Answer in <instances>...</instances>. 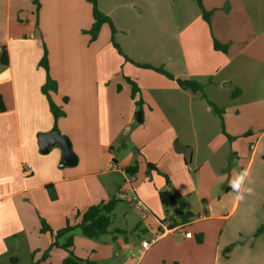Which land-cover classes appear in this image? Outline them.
<instances>
[{"label": "crops", "instance_id": "crops-1", "mask_svg": "<svg viewBox=\"0 0 264 264\" xmlns=\"http://www.w3.org/2000/svg\"><path fill=\"white\" fill-rule=\"evenodd\" d=\"M157 2L164 24L175 34V41L165 32L160 36L162 55L175 60L174 65H166L174 76L170 80L136 67L123 56L133 62L144 60L153 39V0H98L101 11L111 17L116 29L113 38L123 54L111 43L105 30L108 23L90 39L86 30L93 17L88 0H39L37 22L33 0H0V53L2 49L6 52L5 62L0 60V258L10 257V264L18 262L12 249H24L31 263L62 264L68 253L62 247H49L52 237L40 231V218L56 229L67 219L73 220L77 211L111 198L98 179L107 171L102 168L103 154L107 147L114 149L116 138L128 124L137 123L134 100L142 94L139 91L131 97L126 77L141 82L147 90L181 91L189 99L190 110L199 92L181 88L176 78L198 81L204 96L224 109L227 102L222 89L235 84L240 93L230 99L250 94L246 109L259 129L256 133L242 129L223 110L225 132L230 136L223 132L224 139H229L235 161L220 163L217 174L211 164L207 166L214 176L210 188L201 192V213L195 216L183 195L186 208L193 213L184 222L174 215L176 205L170 211L158 195L170 189L163 174L172 178L173 166L161 173L163 178L156 167L150 172L152 181H136L133 174L124 172L136 160V153L129 151L119 161L110 154L125 184L115 191L108 183L107 192H126L129 174L135 195L148 209L143 204L134 206L140 219L125 228L131 237L115 228L112 242L98 241L99 236L88 238L74 230V255L93 264H264V0H202L204 9L212 11L210 22L203 19L199 6L192 16L180 11L177 18L171 0ZM24 8L28 16L23 19ZM213 39L226 44L227 51L215 49ZM43 44L49 75L57 83L50 98L65 111L56 123L41 90L46 79L39 65ZM136 48L141 50L137 56ZM228 65L217 79L221 68ZM54 125L71 142L77 157L75 168L59 165L62 148L57 144L47 153L40 151L38 134ZM175 146H185L182 151L189 148L181 142ZM23 164H30L31 169L25 171ZM244 172L242 189L251 188V192L244 191L243 199H237L229 181ZM211 186L218 187L219 193L212 192ZM185 231L192 235L186 237ZM145 240L150 245L143 249ZM47 248L49 255L41 259Z\"/></svg>", "mask_w": 264, "mask_h": 264}, {"label": "rangeland", "instance_id": "rangeland-1", "mask_svg": "<svg viewBox=\"0 0 264 264\" xmlns=\"http://www.w3.org/2000/svg\"><path fill=\"white\" fill-rule=\"evenodd\" d=\"M157 1L158 0H153L154 8L152 19L154 23L151 30L153 39L151 45L145 50V55L143 57L144 60H140L141 62H133V59L123 53L122 54L124 57L128 58H125L127 61H130L136 67L140 66L151 71L153 70L159 74V78H167L170 80L171 78L152 68L159 67L169 72L166 66L167 63L170 65L175 64L174 56H167V54L162 55L163 42L162 40L160 41L161 32H165L170 35L172 40L175 38V34L173 29L169 31L166 24H164L163 11ZM171 1L173 2L172 10L177 18L180 16V11L188 14V16H192L193 12L198 9L196 0H178L177 2H175V0ZM21 14L24 19L28 16V10L24 8ZM108 17L111 19L110 16ZM105 30L109 35H111L108 24L105 25ZM177 30H179V28ZM115 33L116 29L113 37L115 36ZM140 51V49L136 48L135 56H137ZM169 57L171 58L169 59ZM143 64L151 67L142 66ZM228 66L221 68L217 79H219L223 73L231 67V65L229 67ZM151 82L154 83L155 80L151 78ZM137 84L139 86V91L142 94L140 93L141 98L138 95V98L136 97V99L140 100V104L137 106L135 112H137L139 108L141 110L143 120L140 124H134L129 137L124 140L122 139V132L114 142V149L111 151L110 148L107 147L103 154L105 160L102 168L107 171L103 173V175H100L98 179L104 187V191L108 197H114L117 201L110 214L111 222L108 227V231L100 235L99 239H95L98 241L104 240L112 242L111 234L114 232L113 229L119 228L122 229L123 232H126V227L130 228L131 225L140 219L139 210L134 207L131 200L133 195L131 191L125 192L123 190L118 193L107 192L108 183L113 186L115 191L118 189L119 185L124 186L125 184V178L121 170L115 168L111 169L108 167L110 163V154H113V156L115 155L119 161L122 157L127 155L129 151L136 153L135 158L138 162V168L137 171L133 173L136 181L140 179H144L147 182L152 181L150 175L151 170L148 168V163L155 164L160 172L157 173V175H160L161 177V173H165L169 167L173 166L172 178L167 176L170 180L169 188L171 191H173L172 189L174 188L179 195H184L185 198H187L189 207L195 216H197L198 213H201V192L210 188L209 186L211 185L214 176L213 172L208 170L207 166L211 164L212 167L215 168V172L217 174L219 171L216 168L220 163L235 161V158L230 151L228 143L229 139H224V114L221 118L219 114L210 108L208 98L203 96L204 88L202 91L203 93L199 92L196 95V101L191 106L190 110L188 108L189 99L187 95L181 93L179 90H166L168 92L155 89L147 90L141 82H138ZM236 87L239 86L230 84L229 86L225 85V88L222 87V90L226 93L225 101L227 104L225 109L223 108L224 106L221 105L218 107L223 108L224 113L226 111V116L230 112V114L235 118L236 123L242 129H246V131L251 129L253 133H256L259 129V125L249 115L248 108L246 109L247 101L251 98L250 94L246 92L234 100L230 99V95ZM148 94L151 96H146ZM236 109L238 114L235 112ZM110 124L114 125V122L111 120ZM176 142L186 143L189 148L185 151L177 152L174 149V144ZM148 158L153 159L152 161L154 162H149ZM184 160L186 165L184 164ZM175 164L177 166L176 168L174 167ZM76 166L77 164L72 165L69 168H75ZM127 175L128 177L130 176L129 174ZM134 185L135 181L132 182V186ZM211 187L212 192L217 194L219 193L218 187ZM48 188L49 187L47 186L45 190L47 194L50 195L52 190ZM42 190H44V188H42ZM49 198L50 197H47L48 202L50 201ZM47 200L45 202H47ZM142 204L145 209H148V206L144 202H142ZM169 210L173 211L174 207H170ZM75 232H77L80 236H83L79 229H76ZM126 233L129 237L133 235L129 229ZM117 235L120 237L123 236L121 233H118ZM46 236L51 237L49 233ZM135 238L136 240L138 239L137 236H135ZM65 239V236H62L59 239V243H64ZM25 246L26 244L23 247L25 248ZM50 248L46 249L45 257L49 255ZM11 251V255L14 256V258H18L17 264L31 263L30 255L24 249H12ZM1 262L10 264V257H1L0 263Z\"/></svg>", "mask_w": 264, "mask_h": 264}, {"label": "trees", "instance_id": "trees-1", "mask_svg": "<svg viewBox=\"0 0 264 264\" xmlns=\"http://www.w3.org/2000/svg\"><path fill=\"white\" fill-rule=\"evenodd\" d=\"M88 1L91 4L92 17H93V22L90 28L86 30V32L90 34V39L91 40L95 39L101 25L103 23H108L111 28V43L118 50V52L122 54L118 44L113 39V34L115 32V29L112 25L110 18L101 11L98 5V0H88ZM196 2L201 9V15L203 19L206 20L207 22H210L212 11L204 9L202 0H196ZM33 3L35 5V16H36V22H37L38 21V9L40 5L39 0H33ZM213 47L217 50H222L223 52H226L228 46L226 44H221L216 39H213ZM5 55H6L5 49H2L0 53V60L3 63L5 62ZM125 58L128 59L127 57ZM39 65L42 66L46 71V79H45V82L41 90L47 97L49 109L52 113L54 122L56 123V120L59 117L63 116L65 114V111L62 106L56 105L50 98L49 92L57 90V83L49 75L48 53H47V48L44 44H43V54L41 56V59L39 60ZM142 66L147 67L148 65L143 64ZM148 67H151V66H148ZM152 68L166 75L167 77L174 79V76L171 73L165 71L164 69L159 68V67H152ZM126 80L131 85V97L134 99L136 94L139 92V87L133 79L126 77ZM175 80L177 84L183 89H188L192 92H202L203 91L202 84L196 80L181 79V78H176ZM238 93H240V89L236 87L235 90L232 91L231 95L234 97ZM64 100H66V98H64ZM134 102H135V105L137 106L140 104L139 99H135ZM208 104L222 118L223 109L216 106L210 100H208ZM137 113L139 115L136 121L137 123H141L143 120V116L139 108L137 110ZM53 129L57 130L56 125L53 126ZM223 132L226 134L224 130V125H223ZM137 168H138V162L137 160H134L132 165H129L125 168V171L127 173L133 174L137 171ZM148 168L150 170L152 169L156 170V166L153 163H148ZM163 176L166 180V183L170 186L169 178L165 174H163ZM158 195H159L162 205L165 208L176 205L174 215L180 221H183V222L187 221L193 216V213L189 209L186 208L185 202L181 195L175 194L170 189L161 190L158 192ZM116 201L117 200L114 197H111L107 201L90 205L83 212L77 211L73 220L67 219L63 226L56 228V229H54L44 218H40V231L48 232L52 237L50 247L52 246L62 247L68 253V255L62 260V264H93V262L80 259L74 255L73 250H72L73 232L74 230L79 229L80 232L88 238H96L106 233L108 231V227L111 222L110 214L115 206ZM261 230L262 228L259 229V231ZM64 235H67L65 242L60 244L59 239ZM197 240L201 241L200 236L197 237ZM45 256H46V251L42 255L41 259H44ZM12 261L14 262V260ZM36 263L37 262H32L30 264H36Z\"/></svg>", "mask_w": 264, "mask_h": 264}, {"label": "water", "instance_id": "water-1", "mask_svg": "<svg viewBox=\"0 0 264 264\" xmlns=\"http://www.w3.org/2000/svg\"><path fill=\"white\" fill-rule=\"evenodd\" d=\"M138 113H135L136 119L138 118ZM133 128V124H128L123 131L122 139H126L129 135V132ZM38 142L40 145V151L42 153H47L50 147L54 145H59L62 148V155L59 161L60 166L64 165H75L77 163V157L72 150L71 142L68 137L64 134H61L58 130L51 129L47 132H42L38 134ZM184 147H177L175 146V150L177 152L182 151ZM175 194H178L174 188L172 189Z\"/></svg>", "mask_w": 264, "mask_h": 264}, {"label": "built area", "instance_id": "built-area-1", "mask_svg": "<svg viewBox=\"0 0 264 264\" xmlns=\"http://www.w3.org/2000/svg\"><path fill=\"white\" fill-rule=\"evenodd\" d=\"M251 148H253V145L250 146ZM109 168L111 169H117L118 166L114 163V162H110L109 165H108ZM23 169L26 171V170H30L31 169V165L30 164H23ZM124 172L126 173V171L124 170ZM131 181H132V176H129L126 180V184H127V187H126V191H131L133 193L132 197H131V200L134 204L135 207H140L142 205V203L140 202V200L137 198V196L135 195L134 193V190L133 188L131 187ZM184 235L186 237H190L192 235V233L190 231H185L184 232ZM150 245V242L148 241H142L141 242V248L143 249H146L148 248V246Z\"/></svg>", "mask_w": 264, "mask_h": 264}, {"label": "clouds", "instance_id": "clouds-1", "mask_svg": "<svg viewBox=\"0 0 264 264\" xmlns=\"http://www.w3.org/2000/svg\"><path fill=\"white\" fill-rule=\"evenodd\" d=\"M247 173H241L238 176L234 177L232 180L229 181V187L237 193V199H243V192H251V188L242 189V185L244 184V180Z\"/></svg>", "mask_w": 264, "mask_h": 264}]
</instances>
